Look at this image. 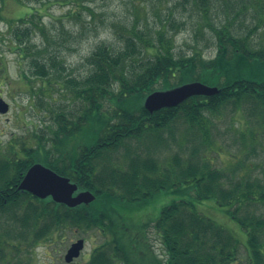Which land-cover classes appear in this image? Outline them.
<instances>
[{
	"label": "trees",
	"instance_id": "1",
	"mask_svg": "<svg viewBox=\"0 0 264 264\" xmlns=\"http://www.w3.org/2000/svg\"><path fill=\"white\" fill-rule=\"evenodd\" d=\"M181 4L199 12L211 31L213 58L203 60L196 51L190 56L175 54L173 41L166 38L167 22L152 37L137 32L141 26L134 21L122 48L98 44L88 58L91 69L86 78L74 87L65 85L74 107L51 111L48 138L34 147L22 146V156L0 157V213L21 221L24 230L34 229V241L58 236L60 228L96 231L102 241L84 264H264V241L257 233L264 219L246 210L264 202V183L228 176L199 155L210 145L215 124L232 120L238 111L264 128V0ZM216 13L222 16L217 25L211 21ZM56 63L52 60L51 65ZM33 65L36 74H48L46 64L36 60ZM194 81L219 92L193 96L153 114L143 108L149 93ZM177 121L192 130V147L161 164L158 151L168 144L162 133L169 134ZM126 144L132 147L120 163L119 150ZM34 163L69 178L79 190L90 191L94 201L69 208L21 192L17 185ZM164 195L178 198L150 213L148 208ZM205 201H213L238 224L245 236L247 262L239 261L236 233L199 212L197 205ZM150 226L160 244L157 254L150 244ZM0 264H13L4 246Z\"/></svg>",
	"mask_w": 264,
	"mask_h": 264
},
{
	"label": "rangeland",
	"instance_id": "2",
	"mask_svg": "<svg viewBox=\"0 0 264 264\" xmlns=\"http://www.w3.org/2000/svg\"><path fill=\"white\" fill-rule=\"evenodd\" d=\"M181 3L182 0H0V98L9 105L8 113L0 115V157L12 153L22 156V146L34 147L48 138L49 127L53 128L51 111L74 107L68 87L86 78L91 69L88 58L92 50L100 43L122 48L125 32L131 30L134 21L141 26L137 32L152 37L155 30L167 22L166 38L173 41L175 54L190 56L196 51L203 60L213 58L216 47L211 31L200 19L199 12ZM216 14H211L215 25L222 18ZM249 22L245 25L249 26ZM253 38L256 43L257 34ZM55 59L57 63L51 65ZM36 60L46 64L47 75L35 73L33 61ZM68 79H72L71 82L66 81ZM232 116V120L215 124L209 133L210 145L201 149L199 155L228 176L239 180L259 178L262 184L264 128L256 126L254 117L245 112L238 111ZM183 123L177 121L169 134L162 133L164 144H168L158 151L161 164L167 163L173 155L185 154L192 147V130H187ZM130 147L132 144L120 148V163ZM177 198L164 195L148 210L156 214ZM197 206L203 215L236 233L240 240L239 261L247 262L245 236L238 224L225 216L213 201ZM23 208L17 211L18 215ZM246 210L257 219H264V202L252 203ZM148 229H151L150 244L157 254L159 241L152 226ZM257 233L264 241V225ZM34 234V229L24 230L21 221L14 222L8 214L0 213V239H3L0 246L6 248L13 264H66L63 259L66 250L80 238L85 240L84 248L70 264H84L91 250L102 241L96 231L73 232L71 228H60L58 236L38 237L35 241ZM16 245L20 247H14Z\"/></svg>",
	"mask_w": 264,
	"mask_h": 264
},
{
	"label": "water",
	"instance_id": "3",
	"mask_svg": "<svg viewBox=\"0 0 264 264\" xmlns=\"http://www.w3.org/2000/svg\"><path fill=\"white\" fill-rule=\"evenodd\" d=\"M218 92L219 90L216 87L197 81L188 82L148 94L143 100V108L149 114H153L161 109L176 107L193 96L209 97ZM7 110L8 105L0 99V113L4 114ZM17 188L39 199L49 198L54 203L63 204L69 208L81 204L87 205L95 199L91 192L87 190L78 191L75 183L39 163H35L28 168ZM82 248L83 240L73 243L67 250L64 261L70 263L74 258H77Z\"/></svg>",
	"mask_w": 264,
	"mask_h": 264
}]
</instances>
